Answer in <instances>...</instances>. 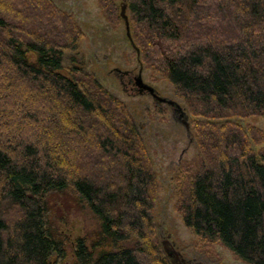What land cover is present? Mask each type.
<instances>
[{
  "label": "trees",
  "instance_id": "obj_1",
  "mask_svg": "<svg viewBox=\"0 0 264 264\" xmlns=\"http://www.w3.org/2000/svg\"><path fill=\"white\" fill-rule=\"evenodd\" d=\"M97 1L108 21L122 18L121 0ZM123 1L138 60L195 118L199 155L179 164L175 209L204 243L264 264V145L253 147L264 134L237 120L264 115V0ZM82 36L53 0H0V264L68 256L56 198L96 220L70 264H169L154 238L157 180L142 134L77 64Z\"/></svg>",
  "mask_w": 264,
  "mask_h": 264
},
{
  "label": "rangeland",
  "instance_id": "obj_2",
  "mask_svg": "<svg viewBox=\"0 0 264 264\" xmlns=\"http://www.w3.org/2000/svg\"><path fill=\"white\" fill-rule=\"evenodd\" d=\"M53 1L59 8L72 14L83 31L79 51L74 54L77 64L94 74L106 89L127 106L142 134L156 174L154 238L163 256L169 264H249L219 242L204 243L183 223L175 209V179L179 164L196 158L199 149L194 136L195 118L188 113L184 100L175 93L172 83L140 63L136 49L127 37L124 20L119 16L118 22L108 21L101 13L97 0ZM71 55L70 51L65 52V67L72 65ZM124 70H131L135 74L140 72L143 81L154 87L161 96L179 103L188 113V130L174 117V114L177 115L175 105L157 101L149 93L126 90L120 77ZM237 120L244 127L256 126L264 134V115ZM262 145L264 143L253 147L258 151ZM52 203L55 207L51 214L53 221L64 236L68 250V256L59 260L58 264H70L74 260L76 238L89 237L96 228V220L86 208L75 203L69 208L60 198Z\"/></svg>",
  "mask_w": 264,
  "mask_h": 264
},
{
  "label": "flooded vegetation",
  "instance_id": "obj_3",
  "mask_svg": "<svg viewBox=\"0 0 264 264\" xmlns=\"http://www.w3.org/2000/svg\"><path fill=\"white\" fill-rule=\"evenodd\" d=\"M120 77L122 78V83L125 86L126 90H131L133 92L138 93H149L155 100L159 101L160 94L157 90H150L148 86L145 85L146 82L143 81L141 73L138 72L135 74L131 70H124L120 73ZM166 102V101H163ZM169 105L173 106V104L168 103ZM177 115L174 114V117L177 120H180L185 126L186 123L188 124L186 118L182 114L179 108L176 107ZM189 126V125H188ZM187 129V128H186Z\"/></svg>",
  "mask_w": 264,
  "mask_h": 264
},
{
  "label": "water",
  "instance_id": "obj_4",
  "mask_svg": "<svg viewBox=\"0 0 264 264\" xmlns=\"http://www.w3.org/2000/svg\"><path fill=\"white\" fill-rule=\"evenodd\" d=\"M120 15L122 16V18H123V20H124V23H125V25H126L127 37L129 38L131 44H132L133 47H134V43H133V40H132V37H131L130 31H129L128 16H127V13H126V3H125L124 1L121 2ZM145 85L148 86L150 90H155V88L152 87L151 85H149V84H147V83H145ZM159 101H166L167 103H170V104L175 105L177 108L180 109V111L182 112V114L184 115V117H185L186 120H187V118H188V113H187V112H186V111L180 106L179 103H177V102H175V101H173V100H171V99H168V98H166V97H164V96H160ZM188 125H189V124L186 123V128H187V130H188Z\"/></svg>",
  "mask_w": 264,
  "mask_h": 264
}]
</instances>
